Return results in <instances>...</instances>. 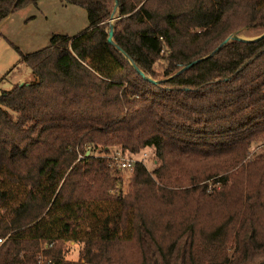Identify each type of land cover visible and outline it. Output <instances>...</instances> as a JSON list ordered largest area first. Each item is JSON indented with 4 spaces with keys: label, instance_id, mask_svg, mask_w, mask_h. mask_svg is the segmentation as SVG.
Masks as SVG:
<instances>
[{
    "label": "trees",
    "instance_id": "1",
    "mask_svg": "<svg viewBox=\"0 0 264 264\" xmlns=\"http://www.w3.org/2000/svg\"><path fill=\"white\" fill-rule=\"evenodd\" d=\"M63 1L87 25L0 92V264H264V36L209 55L262 33L264 0H116L113 43L115 0ZM145 148L152 170L111 167Z\"/></svg>",
    "mask_w": 264,
    "mask_h": 264
},
{
    "label": "rangeland",
    "instance_id": "2",
    "mask_svg": "<svg viewBox=\"0 0 264 264\" xmlns=\"http://www.w3.org/2000/svg\"><path fill=\"white\" fill-rule=\"evenodd\" d=\"M113 17L114 22L117 10L113 13ZM86 25L85 10L78 6L68 5L63 0H40L36 5L26 6L2 20L0 22V92L3 89L11 88L18 81L22 83L23 80L30 79L31 72L22 61L21 53L26 54L45 47L48 45L52 33H74ZM259 34L240 35V37L253 40ZM260 150L261 148L258 149V151ZM144 153L147 158L145 165L149 170H152L156 163L153 161L155 158L151 148H145L136 155H121L117 151L112 156L138 159L144 157ZM111 167L119 168L112 163ZM128 172L124 169L123 177L128 175ZM123 181L115 184L113 188L115 193L125 189ZM112 211L109 208L103 214H111ZM81 246V242L67 241L65 243L66 259L77 260Z\"/></svg>",
    "mask_w": 264,
    "mask_h": 264
},
{
    "label": "water",
    "instance_id": "3",
    "mask_svg": "<svg viewBox=\"0 0 264 264\" xmlns=\"http://www.w3.org/2000/svg\"><path fill=\"white\" fill-rule=\"evenodd\" d=\"M115 10H117V2H116V0H115V3H114V6H113V10L111 11V15H110V20H109V22H110V25H109V27H108V30H107V34H108V36H107V40L109 41V42H111V43H113L114 41H113V32H114V29H113V13L115 12ZM264 36V31L261 33V34H259L255 39H253V40H247V39H244V38H242V37H240V35H236V34H232V35H229L225 40H223L219 45H218V47L216 48V49H214L209 55H212L213 53H215L216 51H218L222 46H224L225 44H227L228 42H231V41H255V40H258V39H260V38H262ZM115 45V44H114ZM116 47L121 51V49L116 45ZM126 57H127V55L126 54H124ZM204 58V57H203ZM202 58H198V59H195V60H193L192 62H190V63H188V64H186V65H184L183 67H181L179 70H177L174 74H177V73H179L180 71H183V70H185V69H187V68H189V67H191L193 64H195L196 62H198L199 60H201ZM131 63H132V65L134 66V68L140 73V74H142L143 76H145L144 75V73L131 61ZM147 79L149 80V81H152V82H156L155 80H153L152 78H149V77H147ZM23 83H20V85H22Z\"/></svg>",
    "mask_w": 264,
    "mask_h": 264
},
{
    "label": "built area",
    "instance_id": "4",
    "mask_svg": "<svg viewBox=\"0 0 264 264\" xmlns=\"http://www.w3.org/2000/svg\"><path fill=\"white\" fill-rule=\"evenodd\" d=\"M146 159L147 158L145 156V153H144V157L138 159H134L131 157H122L118 155L111 156L112 164L118 166L119 168H124V169L131 168L136 161L145 162Z\"/></svg>",
    "mask_w": 264,
    "mask_h": 264
},
{
    "label": "crops",
    "instance_id": "5",
    "mask_svg": "<svg viewBox=\"0 0 264 264\" xmlns=\"http://www.w3.org/2000/svg\"><path fill=\"white\" fill-rule=\"evenodd\" d=\"M69 25V27H70V24H68ZM68 33V32H67ZM74 33H76V32H74ZM74 33H69V34H74ZM30 79H31V76H30ZM30 79H25V80H23L22 82H28V81H30ZM18 82H20V81H18Z\"/></svg>",
    "mask_w": 264,
    "mask_h": 264
}]
</instances>
